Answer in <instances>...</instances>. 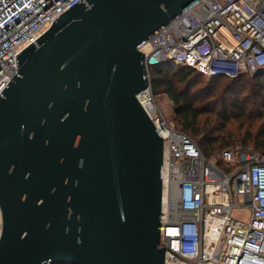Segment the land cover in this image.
Returning <instances> with one entry per match:
<instances>
[{
  "label": "water",
  "instance_id": "water-1",
  "mask_svg": "<svg viewBox=\"0 0 264 264\" xmlns=\"http://www.w3.org/2000/svg\"><path fill=\"white\" fill-rule=\"evenodd\" d=\"M197 1L78 0L14 55L0 264H164L162 138L136 99L149 85L138 49Z\"/></svg>",
  "mask_w": 264,
  "mask_h": 264
},
{
  "label": "built area",
  "instance_id": "built-area-1",
  "mask_svg": "<svg viewBox=\"0 0 264 264\" xmlns=\"http://www.w3.org/2000/svg\"><path fill=\"white\" fill-rule=\"evenodd\" d=\"M78 0H0V92L14 55ZM84 1V0H82ZM153 66L184 65L206 78L264 69V0H198L138 49ZM136 99L162 138L159 244L164 264H264V152H221L230 172L208 161L156 105L150 83ZM249 219L232 218L233 208Z\"/></svg>",
  "mask_w": 264,
  "mask_h": 264
},
{
  "label": "trees",
  "instance_id": "trees-1",
  "mask_svg": "<svg viewBox=\"0 0 264 264\" xmlns=\"http://www.w3.org/2000/svg\"><path fill=\"white\" fill-rule=\"evenodd\" d=\"M195 76L206 78L192 68L184 65L153 66L149 68V83L156 104L157 97L160 94L165 95L166 99L171 103L172 116L179 127L169 120L167 122L175 129L188 135L194 142V138H197V142L195 143L203 156L209 159V157L214 156L216 151L223 148L227 150L233 145L234 140L216 135L217 130L214 126L206 129L199 126L200 117L214 113V110L206 108V105L203 104V99L209 94L212 95L219 84L225 85L226 91L231 93L240 92L239 89L247 90L248 94H244L243 96L234 95L229 99H222L220 111L214 114L216 122L227 117L230 110L235 111L239 116H243L250 104H260V107L264 111V74L251 76L250 80L252 83L246 88L243 84L245 83V77L248 76L247 74L235 78H206L212 81V83L205 86H201L200 81L194 78ZM190 89H193L191 93H189ZM249 93H253L257 97V100L251 101ZM260 94H263V96L258 99ZM261 116H264V114L261 113ZM261 125H263V130H258L254 134H251V132L246 133L242 140L243 147H246L248 142H250L255 152H264V120ZM220 159L222 160L221 154ZM232 168H234V165H229L226 172H230Z\"/></svg>",
  "mask_w": 264,
  "mask_h": 264
},
{
  "label": "rangeland",
  "instance_id": "rangeland-1",
  "mask_svg": "<svg viewBox=\"0 0 264 264\" xmlns=\"http://www.w3.org/2000/svg\"><path fill=\"white\" fill-rule=\"evenodd\" d=\"M248 76L245 77V83L243 84L245 88L252 83V81L250 80L251 76ZM194 78L200 81L201 86L210 85L212 83V81H210L209 79L201 76H195ZM224 86L225 85L219 84V86L216 87V91H213L214 93L212 95L209 94L203 99V104L206 105V108L214 110V113L200 117L199 126L205 129L214 126V128L217 130V133H215L216 135L225 136L227 139L234 140L233 145H231L228 149L255 151V149L251 145L252 143L250 142H248L246 147H243L242 140L244 139L246 133L251 132V134H254L258 130H263V125H261V123L264 120V116H261V113L264 114V111L260 107V104H250L246 108L243 116H239L235 111L230 110V113L227 114V117L223 118L221 121L216 122V117L214 116V114L217 111H220L222 99H229L234 95L243 96L244 94H248L247 90L244 91L243 89H239L240 92L238 91L237 93H231L229 91H226V87ZM192 90L193 89H190L189 93H191ZM261 96H263V94H260L258 96V99H260ZM249 97H251V101L257 100V97H255L253 93H249ZM170 104V101L166 99L165 95L160 94L157 97L156 105L162 112L164 118L173 122L177 127H179L172 116ZM194 140L195 142H197V138H194ZM222 150H224V148L216 151L214 156L209 157V159L207 160L215 164L222 171H227L228 165H226L220 159ZM216 161L219 163H217ZM231 216L232 218L240 221H247L249 219V211L247 208L236 207L232 209Z\"/></svg>",
  "mask_w": 264,
  "mask_h": 264
}]
</instances>
